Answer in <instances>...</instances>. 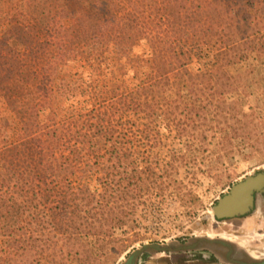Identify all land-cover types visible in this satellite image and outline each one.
Returning a JSON list of instances; mask_svg holds the SVG:
<instances>
[{"label":"trees","instance_id":"trees-1","mask_svg":"<svg viewBox=\"0 0 264 264\" xmlns=\"http://www.w3.org/2000/svg\"><path fill=\"white\" fill-rule=\"evenodd\" d=\"M102 15L115 23L90 35ZM159 36L172 70L158 65ZM206 51L208 68L195 61ZM262 54L264 0H0V192L30 190L50 207L63 264H120L156 191L174 186L187 203L212 178V198L264 164V104L239 110L244 134L222 123L223 80L264 95ZM89 207H100L95 221Z\"/></svg>","mask_w":264,"mask_h":264},{"label":"rangeland","instance_id":"rangeland-1","mask_svg":"<svg viewBox=\"0 0 264 264\" xmlns=\"http://www.w3.org/2000/svg\"><path fill=\"white\" fill-rule=\"evenodd\" d=\"M114 23L115 20L106 15L93 17L90 19V35L102 34ZM154 48L157 51L159 67L164 71L172 70L174 63L166 41L159 36L154 40ZM212 59L210 52L206 51L202 58L195 61L204 68H208L212 64ZM254 65L257 69L264 65V54L257 57ZM68 70L73 69L68 68ZM261 72H264V68ZM20 79L31 81L27 73H22ZM222 86L230 90L231 97L230 112L222 123L229 124L235 134H244L249 129V125L240 120L239 110L250 103L257 106L264 104V95L243 97L237 93L235 87L229 85L227 80L222 81ZM207 165H225V162L222 158L211 157ZM263 166L264 164L248 170L235 183L252 175L255 170ZM213 182L212 178H203L202 184L193 186L197 197L187 203L176 197L174 186L163 197L156 191L137 209L130 233H136L140 238L128 252L145 243H165L174 239L196 236L225 239L234 244L242 241L255 243L256 238L259 237L257 233L264 232L259 230V222H256L262 219V211L257 210L255 217L247 220H216L213 207L232 186L209 198L207 196ZM31 194L30 190H26V193H16L11 198L12 195L0 192V245L11 247V253L5 255L3 249L0 256L5 258L4 264H63L66 239L54 230L51 224L50 207L46 204H33ZM99 210L100 207L85 209L89 221H95L98 218ZM117 233L119 232L112 230L100 231L102 235ZM128 252L120 259V262L127 259Z\"/></svg>","mask_w":264,"mask_h":264},{"label":"flooded vegetation","instance_id":"flooded-vegetation-1","mask_svg":"<svg viewBox=\"0 0 264 264\" xmlns=\"http://www.w3.org/2000/svg\"><path fill=\"white\" fill-rule=\"evenodd\" d=\"M249 177L262 178L264 182V166L255 170L252 175L234 183L220 199L227 194H231L240 182ZM251 195L252 202L246 212L224 217L214 214L216 220H247L255 217L257 210H260L262 211V219H258L256 222H259V230L263 231L264 226L261 225H264V183L259 189L254 190ZM257 235L259 237L256 238L255 243H251V241L243 243L242 241L234 244L225 239H213L204 236L184 237L165 243L151 242L161 245L162 248L160 250L149 248L133 257L138 249L151 244L145 243L141 247L128 252L127 259L124 262L121 261L120 264H264V232H259Z\"/></svg>","mask_w":264,"mask_h":264},{"label":"water","instance_id":"water-1","mask_svg":"<svg viewBox=\"0 0 264 264\" xmlns=\"http://www.w3.org/2000/svg\"><path fill=\"white\" fill-rule=\"evenodd\" d=\"M263 183L264 182L262 181V178L254 177H249L246 180L240 182L231 194L224 196L214 206V214L219 217H224L246 212L250 206V203L252 202V192L256 189H259ZM149 248L160 250L162 246L157 243L147 244L144 247L138 249L133 257Z\"/></svg>","mask_w":264,"mask_h":264}]
</instances>
